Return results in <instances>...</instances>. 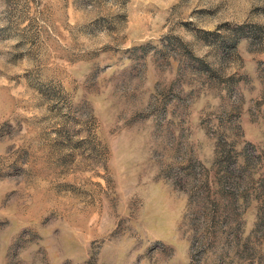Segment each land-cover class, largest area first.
I'll return each instance as SVG.
<instances>
[{
  "label": "rangeland",
  "instance_id": "1",
  "mask_svg": "<svg viewBox=\"0 0 264 264\" xmlns=\"http://www.w3.org/2000/svg\"><path fill=\"white\" fill-rule=\"evenodd\" d=\"M0 264H264V0H0Z\"/></svg>",
  "mask_w": 264,
  "mask_h": 264
}]
</instances>
